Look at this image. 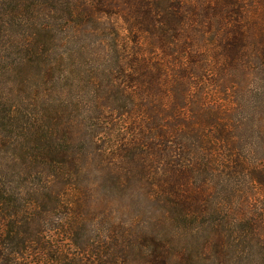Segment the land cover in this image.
Instances as JSON below:
<instances>
[{"label":"trees","instance_id":"obj_1","mask_svg":"<svg viewBox=\"0 0 264 264\" xmlns=\"http://www.w3.org/2000/svg\"><path fill=\"white\" fill-rule=\"evenodd\" d=\"M0 264H264V0H0Z\"/></svg>","mask_w":264,"mask_h":264}]
</instances>
